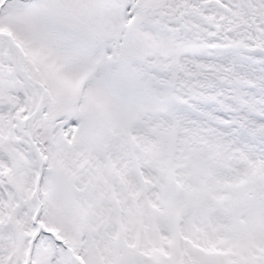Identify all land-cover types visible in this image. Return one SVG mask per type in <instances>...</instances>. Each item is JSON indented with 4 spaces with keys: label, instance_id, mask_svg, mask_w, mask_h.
Masks as SVG:
<instances>
[{
    "label": "snow or ice",
    "instance_id": "snow-or-ice-1",
    "mask_svg": "<svg viewBox=\"0 0 264 264\" xmlns=\"http://www.w3.org/2000/svg\"><path fill=\"white\" fill-rule=\"evenodd\" d=\"M0 264H264V0H0Z\"/></svg>",
    "mask_w": 264,
    "mask_h": 264
}]
</instances>
